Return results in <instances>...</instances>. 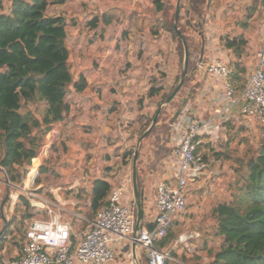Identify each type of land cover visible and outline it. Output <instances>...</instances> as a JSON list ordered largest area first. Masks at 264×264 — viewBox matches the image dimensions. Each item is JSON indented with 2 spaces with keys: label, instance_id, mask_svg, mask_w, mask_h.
I'll use <instances>...</instances> for the list:
<instances>
[{
  "label": "trees",
  "instance_id": "16d2710c",
  "mask_svg": "<svg viewBox=\"0 0 264 264\" xmlns=\"http://www.w3.org/2000/svg\"><path fill=\"white\" fill-rule=\"evenodd\" d=\"M65 1L6 0L4 2L0 0V188L3 187L0 194L1 248L8 239L9 232L5 216L9 188L5 183L7 181L13 185L22 183L30 170L32 160L36 161L35 157L42 150L46 134L57 124L72 121L70 100L82 93L88 84L85 74L79 72L76 76L71 67L66 17L48 12L50 6L63 4ZM211 2L212 0H181L180 2L177 27L186 39L189 63L187 76L179 93L183 86H189L194 82L197 62L200 60L199 50L203 46V33L197 23L203 21ZM150 3L153 9L150 7L144 10L143 8V11H152L155 15L158 14L159 18L150 20L149 34L157 36L158 39L161 31L168 33L179 60L178 68L182 70L183 43L173 28L175 4L169 0H151ZM132 17L138 18L137 15ZM122 21L118 9H109L100 15L92 16L85 23L89 29L88 32L93 31L91 35H87V39L91 41L93 36L102 38L105 27L122 23ZM73 25L76 24L73 23ZM97 26H103V28L98 31ZM138 28H143V21ZM127 30L124 32V37ZM188 30H193L200 40L193 43L187 34ZM220 40L233 55L231 81L236 89H240L244 84L243 76L247 72V67L242 60L247 39L242 34L233 36L226 34L221 36ZM156 74L162 78L167 73L164 67L159 66ZM180 76L181 73L177 74L171 85L167 87L163 83L150 86L147 94L158 97L156 107L150 117L146 119L137 117L133 121L132 134L137 135V139L150 125L158 107L172 93ZM158 80L156 79V82ZM92 89L97 91L100 97L99 85L94 84ZM139 103H141L140 100ZM166 108V106L162 107L157 123L147 137L157 128V124L162 122ZM72 123L75 124V121ZM162 125L168 132V124L165 120ZM232 126L231 121L225 124L224 130L228 132V139L222 141L219 137L217 140L204 143L203 138L199 146L206 148L209 146V151L215 153V160H229L232 155L227 146L231 143ZM106 141L111 143L110 139ZM60 143L65 146L64 140ZM212 144H218L223 150H213L210 148ZM248 146L242 157L241 155L233 156L230 171L226 173L230 176L227 185L228 195L210 207L211 228L203 223L197 227L193 223L187 225L185 219L193 217V213H187V194H185L184 210L174 215L166 234L157 242L158 248L169 250L172 257L179 259L183 264H264V141L259 139L258 142L248 143ZM133 153V150L125 149L117 157V152L112 153L113 156L106 152L103 159L110 161L113 159L115 164L125 168L132 162ZM200 158L208 164L207 153ZM110 168L105 166L104 174L95 176L91 182L86 207L89 219L96 216L98 210L107 203L113 187L123 179L122 177L115 183V177ZM38 171L44 174L47 173L48 168L42 164ZM30 182L29 177L26 183L30 184ZM139 191L144 217L145 202L141 186ZM38 211L39 209L26 202L20 219L21 224L36 216ZM141 225L145 226V222L142 221ZM147 225L150 227L151 224ZM186 228L188 230L195 228V231L199 233V236L190 239V242L195 244V251L190 252L183 248V251L179 253L178 246L174 247L173 244L179 238L181 230ZM24 234L25 229L17 239L19 252H21ZM71 239L75 245L76 238L72 236ZM217 239L219 243L216 248L214 246ZM168 263L178 264L173 261ZM0 264H4L1 252ZM141 264H147L145 255L142 256Z\"/></svg>",
  "mask_w": 264,
  "mask_h": 264
},
{
  "label": "rangeland",
  "instance_id": "374dc122",
  "mask_svg": "<svg viewBox=\"0 0 264 264\" xmlns=\"http://www.w3.org/2000/svg\"><path fill=\"white\" fill-rule=\"evenodd\" d=\"M3 1L6 2V0ZM150 1L148 4L147 0H66L63 4L50 6L48 8L49 14H62L66 17L68 22L67 45L70 49L72 70L76 76L79 72L84 73L89 82L81 95H77L75 96L77 98L70 100L71 108H73L71 111L75 110L74 115L73 113L70 114V119H72V121H74V119L77 122L80 121L81 116L78 114L77 109L78 107H82V115L85 119L86 117L89 119V124L91 126H88L90 128L87 131V126L82 128L80 123L75 125L73 123L71 124L72 121L68 120L66 124H64L65 122L57 124L46 134L43 152H40L39 155L35 157L37 161L32 160V167L37 165L38 168L37 173L34 175L33 184H28V189L33 193L34 201H28L35 208L39 209L38 213L33 218H47L45 204L56 205L55 209L57 213L71 224L72 236L75 237L76 240H78L81 233L85 230L87 221L90 220L87 217L86 207L93 178L104 174L103 170L105 166L111 167L110 169L115 177V183L119 182V180H121L120 178L127 175L131 176L132 174V162L123 168L115 164L113 159L110 161L104 160L103 158L106 152H109L111 155L117 152V157H119L125 149H130L134 152L139 138L137 139L138 136L132 134L134 130L132 129L133 116L131 115L129 119L126 114H128L129 109L132 111L137 110L135 100L137 96H141L139 95V93H141L140 85H142L143 80L146 81V72L152 69L155 63L163 62L164 66L168 69H165L166 75H168L169 72L167 77L169 82L168 85L174 81L177 74L181 73L180 68H178L179 60L174 51V44L168 33L163 31L159 39H146L148 34L147 30H149V24L151 23L150 20L152 21L154 18H159L158 14L154 15L153 13L143 11L145 6L152 8ZM169 1L172 4H176V0ZM109 9L123 10L124 15L127 12L126 17H128L131 12L133 16L140 13L144 15L142 16L143 19H146L143 21L136 17H132L133 19L130 17L128 20L126 29L130 27L129 30L134 31V33L129 37L127 35L125 40L127 42L125 46L127 54L126 60L122 65H120V61L115 59L112 54H107L108 44L114 38L113 36H115L113 33L118 30L116 32L117 34L115 33L118 35L121 25L117 23L114 27L110 26L103 38L93 36L94 40L91 43H89L87 39V35H91L93 32H88L89 29L85 23L91 19L92 15L102 14ZM204 18V22L197 23L200 25L201 31L203 33L208 32L210 36L213 34L218 41L221 36L226 34L231 36L242 34L247 39V47L242 59L243 64L247 67V72L243 76L245 83L251 70L255 66L256 60L253 56V51H255L261 33L264 31L263 0H212L211 6ZM214 20L216 22H213ZM142 21L144 25L143 32L137 29V25H140ZM73 23L76 25L74 26ZM187 34L193 43L200 40L199 36L193 30H188ZM120 35H122V33ZM155 43H158L163 49V54L159 51H155ZM140 44L141 46L149 45V48L141 52V48H138ZM139 53L140 55L144 54L150 56L142 59L140 66L134 65ZM229 59L232 67L234 61L233 55H230ZM127 64H130V66L126 67ZM99 65L102 67L101 72L98 70ZM121 66L125 69V77H127L128 81L132 82V84L129 85V90L125 93L121 92L123 98L124 94L128 97L126 108L122 110L124 116L121 114V118L118 122L119 126L114 130H110L108 128L109 126L106 125L105 127V125L100 122V120H105V114L98 111V108H95L96 104H93L91 98H88L87 93L90 92L89 85L91 81L98 76L105 81L103 84L104 91L111 92V75L114 74L116 76L117 73L119 76ZM141 77H144V79L142 80ZM164 81L163 79L162 82ZM158 84L159 83H156V85ZM188 88L189 86H183L179 95L186 92ZM198 89L199 88H196V90ZM194 93H196L195 90ZM107 95L108 93H106V96ZM194 97L196 98V96ZM174 102H176L175 98L170 106H167L166 112L162 116L164 118L161 120L162 122L164 120L167 122L168 132L164 129L162 122H160L157 124V128L150 133L149 137L146 136L138 146L136 177L139 190L141 186L144 196L148 195V192L153 195V189L150 185L172 177V171L168 168V156L173 151V146L169 143V135L171 133L169 122L171 119H176L173 117L174 113L172 110L174 108L178 109L177 105H174L176 104ZM177 109H175V111ZM86 113H88V115ZM152 113L153 110L148 113L149 117ZM231 123L233 124L230 130L232 138L227 149L230 151L232 158L226 161L215 160V153L214 151H209V146L206 148L205 146H199L200 144L198 145L197 154L200 157L207 153L208 167L202 175L187 185L186 197L188 206L186 210L187 213H193V217H186L185 220L187 221V225L193 223V225L197 227L200 223H203L206 227L211 228L210 207L215 205L218 200L228 195L227 185L230 181V176L226 173L230 171L231 163H233V156L237 157L241 155L242 157L246 149L250 147L248 143L252 144L259 141L257 133L253 130L246 128L237 121H231ZM227 133L226 130H223L220 136L222 141L228 139ZM106 139H110L111 143H108ZM62 140H64L65 146L60 143ZM203 142H209V139L204 138ZM210 148L219 151L223 150L218 144H212ZM154 155L156 156L155 160H153ZM113 158L116 160L115 156ZM42 164L46 165L48 168L47 173H39L38 169ZM26 179L27 177L17 186H24ZM131 186L132 183L129 189ZM7 187L9 191L12 190V187L8 185ZM2 191L3 187L1 186L0 194ZM127 196L133 205L136 215V203L133 189L132 191L131 189L128 191ZM20 202H23V200L21 199ZM146 202L147 201H145V208L147 210H152L153 204ZM41 204L44 205L41 206ZM21 215L22 213H19L16 217L12 212L8 211V209L5 211L9 232L8 239L3 243V247H0L4 264H8L20 253L17 239L22 230L27 227V222L21 224ZM191 229L192 230H188L187 228L182 229L180 235L196 232L195 228ZM215 243L214 247L217 248L219 243L218 239ZM176 245L178 246L179 253L185 248L184 244L178 243ZM191 246L195 251V244L191 243ZM193 249H191V251ZM115 251L116 261L119 256L118 245H116ZM175 260H173V263L181 264L179 263V259Z\"/></svg>",
  "mask_w": 264,
  "mask_h": 264
},
{
  "label": "built area",
  "instance_id": "2783aa9c",
  "mask_svg": "<svg viewBox=\"0 0 264 264\" xmlns=\"http://www.w3.org/2000/svg\"><path fill=\"white\" fill-rule=\"evenodd\" d=\"M202 42L204 53L197 62V69L205 73L208 80L201 87L199 105L207 114L201 116L202 112L185 103L176 119L169 122V143L173 151L168 156V168L172 177L150 185L154 205L150 227L142 226L135 232L136 215L127 196L128 191H132V186L129 189L132 177L127 175L113 187L107 203L96 216L87 221L75 245L71 239V224L57 213L56 205L46 203L47 218H32L27 222L20 255L8 264H113L115 247L120 248L123 241L133 247L128 254V264H141L137 248L145 255L147 264H168L175 260L169 250L158 248L157 242L166 234L174 215L184 210L187 185L208 167L197 154L199 143L203 138L217 140L228 121H237L264 141V31L253 51L255 66L240 89L231 81V54L221 40L205 32ZM37 168L31 165L22 187L10 181L5 183L12 187L6 209L16 217L23 213L26 202L34 201L26 182L30 177L33 184ZM197 236L198 232L180 235L173 245L184 244L188 251L194 252L190 239Z\"/></svg>",
  "mask_w": 264,
  "mask_h": 264
},
{
  "label": "crops",
  "instance_id": "0c3cea01",
  "mask_svg": "<svg viewBox=\"0 0 264 264\" xmlns=\"http://www.w3.org/2000/svg\"><path fill=\"white\" fill-rule=\"evenodd\" d=\"M147 3L149 4L148 0H147ZM145 8H149V7L145 6L144 9ZM119 12L121 13V17H122L123 21H122V23H118L119 25H121L119 34L116 35L117 34L116 32L118 30L113 33V35H115V36H113L114 37L112 39L113 41L111 40V42L108 44L107 54L108 55L112 54L113 57H115V59H118L120 61V65H122V63L126 60V54H127V52L125 50V46H126L127 42L125 40L127 38V35L129 37L130 35H132V33H134V31H130V30L128 31L126 29V26L128 24V20L132 16L131 15L132 12L130 13V15L128 17H126L127 12L125 13V15H124V11H119ZM148 13H153V12L149 11ZM95 15H100V14H94L92 16H95ZM137 16H138L139 19H142L143 21L146 20V19H143V17H142L144 15H141L140 13H138ZM115 24H117V23H114V24H112L110 26L114 27ZM110 26L105 27V31L103 32V37H104L106 31L109 29ZM137 26H139V25H137ZM101 28H103V26H97L96 30L100 31ZM137 29L143 32L144 25H143L142 29H139L138 27H137ZM124 30H127V33H126L125 37H124V32H125ZM147 32H148V34H147L146 39L147 38L157 39V36H153V35L149 34V30H147ZM121 33H122V35H120ZM161 35H162V31H161L160 35H158V36H161ZM93 40H94V38H93ZM93 40H91V41L89 40V43H91ZM154 46H155V51L156 52L159 51L160 53L163 54V49L159 46L158 43H155ZM139 47L141 48L140 51L142 52L143 50L146 51L147 48H149V45L148 46H143V45L141 46V44H140V45H138V48ZM147 56H149V55H144V54L140 55V53H139V56H137V61H135L134 65L140 66V62H142V59L146 58ZM103 66H104V64H103ZM128 66H130V64L126 65V67H128ZM159 66H162L165 69H167V67L164 66L163 62H157V63L154 64L152 69H149L146 72V74H147L146 78H145L146 81L143 80L144 77H141V79L143 80L142 85H140L141 93H139V95H141V96L140 97L137 96L136 100H135V103L137 104V110L136 111H132L131 109H129L128 114H126V115H128L129 119L131 118V115L133 116V121L136 120L137 117H144L146 119L147 117H149L148 113L150 111H152V110L154 111V109L156 107V101H157L158 97L156 95L155 96H149L147 94V92H148V90H149V88H150V86L152 84L163 83V85H165L166 87L169 86L168 85L169 82H168V79H167V77L169 75V72H168V75H165L164 77L160 78V75L156 74V69ZM98 70L100 72L102 70V67L100 65L98 66ZM124 71H125V69L123 68V66H121L119 76L117 75V73H116V76L114 74L111 75L112 76L111 92L104 91L103 84L105 83V81H104V79H102V78H100L98 76L96 79L93 78V80L91 81V83L89 85L90 86V92L87 93L88 98H91L93 104H96L95 108L96 109L98 108L97 109L98 111L103 112V114H105L104 115L105 120L104 121L100 120V122H102L105 125V127H106V125L109 126L108 128L110 130L111 129L114 130V129H116L119 126L118 122H119V120L121 118V114L123 113L122 110H124L126 108V104L128 103L127 102L128 101V97L124 94V98H123L122 95H121V92L125 93L127 90H129L128 89L129 85L132 84V82H129L127 77H125L126 72H124ZM98 74H99V72H98ZM154 76L157 77L156 79H159L161 81L159 82V80H158L156 82V79L153 78ZM163 79L165 80L164 82H162ZM207 80H208V76L205 73H203V72L199 71L198 69H196V72H195V75H194V82H192L189 85V88L187 89L186 92L181 93V95H179L180 93L178 92V95H176V97H175L176 102H174L176 104H174V105H177L178 109L174 108L172 110L173 113L175 114L177 112V110H180V108H181V106L183 104L188 103L191 106L192 109H195L196 111L202 112V113H200L201 116H206V114H207L206 111H203V109H202L203 107H201L199 105V97H198V95L200 94V90H201L202 85ZM88 84H89V82H88ZM88 84H87V86H88ZM94 84L99 85V87L101 88L100 97H98V92L97 91H93V89H92V86ZM196 88H199V89L196 90ZM194 90L196 91V93H194ZM84 91H85V89H84ZM82 93H80L79 95H81ZM106 93H108L107 96H106ZM131 95H134V94H131ZM131 95H130V98H131ZM194 96H196V98ZM75 98H77V97H75ZM139 100L141 101V103H139ZM196 101H197L198 104L196 103ZM72 109L73 108H71V110ZM175 109H177V110L175 111ZM77 110H78V114L81 116V119L78 122L75 121V119H74L75 125L80 123L82 128H83V126H91L89 124V119L87 117L85 119L83 117V115H82L83 114L82 107H78ZM168 110H169V107H168ZM74 112H75V110L71 111V113H73V115H74ZM86 114L88 115V113H86ZM122 116H124V114H122ZM102 128H103V126H102ZM155 157L156 156L154 155L153 156V160H155ZM143 199H144V202L147 201L148 203L153 204V195H151L149 192H148V195H145L143 197ZM153 214H154V205H152V210H149V209L147 210L145 208V216L142 219V221L145 222V226L147 224L151 223V221L153 220ZM132 248L133 247L128 245L126 243V241L121 242V245H120V248H119V251H118V255L119 256H118L117 260L114 261L113 264H128V262H129L128 261L129 260V255L128 254L130 253V251L132 252ZM136 255H137L138 258L140 257L139 261L141 263L142 256L144 254L142 253V251H139L138 248H137L136 249ZM179 263L182 264L181 261H179Z\"/></svg>",
  "mask_w": 264,
  "mask_h": 264
},
{
  "label": "water",
  "instance_id": "95a60500",
  "mask_svg": "<svg viewBox=\"0 0 264 264\" xmlns=\"http://www.w3.org/2000/svg\"><path fill=\"white\" fill-rule=\"evenodd\" d=\"M180 2L181 0H176V4H175V17H174V23H173V28L174 30L177 32V34L179 35L182 43H183V51H184V56H183V63H182V70H181V76L180 79L177 83V85L175 86L174 90L172 91V93L168 96V98L165 100L164 103H162L150 125L148 126V128L144 131V133L142 135L139 136L136 148L134 150L133 153V159H132V189H133V194H134V199H135V203H136V223H135V232H138L140 230V228L142 227L141 222L143 219V209L141 207V198H140V191H139V187L137 184V177H136V161L138 158V146L140 144V142L149 134V132L151 131V129H153V127L156 125L157 120L159 118V115L161 113L162 107L163 106H169L171 104V102L173 101V99L175 98V96L178 94L186 76H187V70H188V63H189V51H188V46L186 43V39L184 38V35L180 32V30L177 27L178 24V18H179V11H180ZM264 2V0H263ZM204 53V47L201 46L200 50H199V58L201 60L202 56ZM179 110H177V112L174 114V118H176V116L178 115Z\"/></svg>",
  "mask_w": 264,
  "mask_h": 264
}]
</instances>
